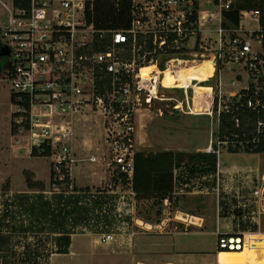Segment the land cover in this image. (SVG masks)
Listing matches in <instances>:
<instances>
[{"label":"built area","instance_id":"2783aa9c","mask_svg":"<svg viewBox=\"0 0 264 264\" xmlns=\"http://www.w3.org/2000/svg\"><path fill=\"white\" fill-rule=\"evenodd\" d=\"M93 1L0 0V9L9 16L8 26L0 27V39L9 53L4 76L11 103L17 108L11 125L18 154L51 158V194L71 190L73 185L65 182L74 169L81 162L98 161L93 155L81 157L74 149L76 124L80 118L95 115L101 121V143L106 150L100 159L115 184L108 192L118 196L120 186L127 185L135 195L131 187L135 155L140 151L139 112L206 116L210 120L208 146L198 153L214 155L216 169L191 177L182 171L186 165L175 168L173 194L213 191L218 198L217 252L253 251L264 260V231L240 228V223L257 225L264 215V173L259 179L252 170L243 173L235 166L224 170L220 164L223 152L264 150V12L241 11L238 25L233 26L224 14L233 10L234 0H132L128 29L99 30L88 19ZM203 3L215 9L206 10ZM204 60H210L214 68L206 82L164 86L170 65ZM149 65L157 69L150 79L141 76L142 68ZM230 65L239 70L231 82L234 89L226 91L220 74ZM210 79H218L217 85L206 87L208 92L196 90ZM240 83L244 87L239 88ZM166 90L178 92L167 95ZM200 105L205 110L196 109ZM236 184L249 190L247 196L241 195ZM232 191L240 213L232 216L238 229L228 231L221 227L227 218L220 212L222 201L227 200L223 192ZM164 204L168 208L169 200ZM197 219L201 226H192L202 228L203 218ZM100 241L111 244L116 236L103 234Z\"/></svg>","mask_w":264,"mask_h":264},{"label":"rangeland","instance_id":"374dc122","mask_svg":"<svg viewBox=\"0 0 264 264\" xmlns=\"http://www.w3.org/2000/svg\"><path fill=\"white\" fill-rule=\"evenodd\" d=\"M234 1L237 3L236 0ZM237 1L239 2L240 0ZM203 4L206 10L215 9L212 4ZM8 24V14L0 9V27L4 30ZM211 37L216 38L217 35L213 34ZM238 70L239 68L237 65H230L222 71L220 77L222 86L224 87L223 90L231 91L234 89V87H231V82L235 75H237ZM4 75L5 73L3 74L2 71L0 74V215L4 212L5 201L14 199V196L17 194L30 193L26 183V172L33 173L34 180L42 181L46 184L48 197L51 195L52 191L51 158L32 159L25 158L18 154V146L15 143V131L11 125L13 119L12 115L17 108L11 103L9 85ZM217 82L218 79H210L209 82L204 83V86L214 87L217 85ZM238 86L242 88L244 84L240 83ZM176 92L178 91L167 90L166 94L170 95ZM162 105V109H165V104ZM138 122L139 125H137V130L140 135H143L141 138L137 137L138 149L142 152L150 153L171 150L175 152L194 153L208 146L210 120L206 116H175L170 113H164L163 115L151 113L146 114L144 119L139 117ZM75 129L78 136L74 149L81 154V157L93 155L98 157V161L96 163L81 162L79 164V171L77 170V173L75 171L74 175L72 174L70 177L71 184L78 188L89 187L94 192L97 190H111L115 184L105 162L100 159L106 152L101 143L103 134L100 119L95 115L83 119L80 118ZM136 135H138V133H136ZM83 139H85L86 144L82 143ZM220 164L224 170L234 166L243 173L252 170L260 179L264 173V153L223 152L220 156ZM84 171H87V173H84ZM182 171H186L191 177H196L204 175L205 170L199 167L185 166V169ZM244 176L245 175L241 176L239 182H242ZM257 176L255 175V178H257ZM251 184L253 185V183ZM255 184H257L256 180ZM4 188L8 190L7 193L3 192ZM236 188L238 190L241 188V195L247 196L249 193L248 189L245 190V188L239 184H236ZM119 191L118 198L115 201H108L107 205L104 207L106 214L109 215L112 221V226L106 228L104 231H100L101 233L98 234L91 233L89 228H79L78 231L72 235V238L73 236L78 237L75 240V246H79L80 244L84 245L86 243L88 245L89 239L86 240L84 238L88 236L94 237L95 241H98L99 244H103L100 241L103 234H115L117 241L118 238H122L123 236L128 237L132 235L134 237L137 233H142L137 239H151L150 244H155L157 246V248H155L156 254L152 255L150 259L154 258V260L164 262L172 260L176 252L180 254L191 252L197 255L196 264H205L207 259L216 264L218 198L213 191L210 190L209 194H181L175 196V201L178 199V204H170L168 208L164 203L161 207L155 205L154 200L138 202L136 196L131 193L127 185H121ZM234 196V191L229 195L225 192L222 194V197H227V200H221L222 209L220 214L222 218L227 219L221 222V226L232 224L231 229L237 230L235 226L238 225V223L236 218H232V216L237 217L236 215L240 212L235 207L238 204V200H236ZM18 209L19 207L17 206L9 207L10 213L17 216L12 218L11 215L7 218L6 229L15 231L17 227L16 229L19 231L18 227L24 221L26 225L28 224V216H21L17 213ZM159 209L161 211L160 216L157 215ZM177 211L183 213H179L177 217H180V219L176 218L175 220V213ZM185 213L190 215L194 214V216L197 217H191ZM181 216L187 217V220L184 221ZM198 217L205 218V226L200 230L192 226L201 225V220L197 219ZM261 217L263 219L264 215ZM177 220L188 224H182ZM163 221H165V224L162 225L163 227L155 228L151 226L161 225ZM157 222H159V224H157ZM261 223L262 226L260 230L264 231V219L263 221L261 220ZM142 225H144V229ZM240 228L244 230L248 228L258 230L259 226L240 223ZM147 231H154L157 233H145ZM14 233L11 243L15 251H22V247L27 245V242L40 243V246H42L41 255L45 254V250L50 251L51 249L49 242L50 237L47 233L39 235L19 232ZM93 247L96 250L101 249L99 248L101 246H97L95 243ZM52 257L53 255L49 259V264H51ZM224 257H226V259ZM71 258L73 259V257L65 256L56 258L54 264H72L73 260ZM39 261L40 264L48 263V259L45 258H41ZM15 263L16 262H14V264ZM217 264H264V260L259 259L253 251H244L243 254H234V256L231 254L229 255V253L223 257L220 256Z\"/></svg>","mask_w":264,"mask_h":264},{"label":"trees","instance_id":"16d2710c","mask_svg":"<svg viewBox=\"0 0 264 264\" xmlns=\"http://www.w3.org/2000/svg\"><path fill=\"white\" fill-rule=\"evenodd\" d=\"M233 10L225 13L224 18L228 23L237 26L239 13L244 10L261 9L264 12V0H236ZM88 19L95 24L99 30H124L131 25L132 0H94L93 8ZM226 26H229L225 24ZM0 50V74L8 68V59ZM164 68V65H160ZM264 150L255 154H262ZM135 169L132 181V191L138 202L154 200V204L161 207L165 200L169 203L178 204L175 201L174 191V169L183 164L188 167H203L204 174L214 172L216 169V157L203 153L187 152H142L135 155ZM27 188L30 193H21L14 199L5 201L4 212L0 215V264H40V259H49L52 255L68 254L72 244V235L79 228H89L91 233L98 234L112 226V221L104 207L108 201H115L118 196L108 191L91 188L74 187L71 190L59 194H51L48 197L46 184L34 180V174L25 173ZM51 183L53 184V174ZM70 185V179L65 182ZM7 193L6 188L3 189ZM19 207L17 213L21 216L27 215L28 224L25 221L18 227L19 231L6 229L7 218L12 215L9 207ZM158 216L161 215L159 209ZM159 224V222H157ZM14 232L24 234L47 233L50 239V251L45 250L42 254V246L37 242H27L18 252L12 247ZM49 244V243H48ZM220 255L228 253L221 250Z\"/></svg>","mask_w":264,"mask_h":264},{"label":"crops","instance_id":"0c3cea01","mask_svg":"<svg viewBox=\"0 0 264 264\" xmlns=\"http://www.w3.org/2000/svg\"><path fill=\"white\" fill-rule=\"evenodd\" d=\"M146 114H151V113L147 110H142L139 112V114L137 116V125H139L138 118L140 117V118L144 119L146 117ZM137 125H136V131H137L136 133H138V135H136V136L138 138L139 137L141 138V137H143V135L139 134V132L137 130ZM141 125H142V122H141ZM82 143L86 144L85 139L82 140ZM162 151H171V150H162ZM162 151H159V152H162ZM199 151L200 150H197L196 152H199ZM196 152H194V153H196ZM154 153H156V152H154ZM187 153H191V152H187ZM79 167L80 166L76 167L74 169V172L76 171V173H77L79 171ZM84 173H87V171H84ZM207 174H209V173H207ZM76 177H77V175H76ZM76 177H75V180H76ZM77 183H78V179H77ZM186 215H189L191 217L194 216V214H191V215L186 214ZM194 217H197V216H194ZM263 219H264V217H263ZM263 219L261 217L260 220L258 221V224L256 225V226H259L258 229H260V227L262 226L261 220L263 221ZM203 220L204 221H203V227L202 228H204V226H205V218L204 217H203ZM222 221H223V219H222ZM196 226H198V225H196ZM235 227H236V229H238L237 225ZM196 228L198 230L202 229L199 227H196ZM222 228L223 229L227 228L228 231L234 230V229L233 230L231 229L232 224L224 225ZM145 233H157V232L147 231ZM175 233H178V232H175ZM175 233H173V234H175ZM141 234L142 233H137L136 235H134V237L131 235L132 238H131V236H128V237L123 236L122 238H118L116 242L111 243V244H99L98 241L94 240V237L88 236V237H84V238L86 240L89 239L88 240L89 244L88 245H87V243L84 245L80 244L79 246H75V240L78 237L73 236L72 244L70 247V252L68 254L53 255V257L51 258V264H54V261L56 258H61L63 256L73 257V259L71 258L73 260L72 264H196V256L197 255H196V253H191V252L185 253V254L184 253L180 254V253L174 252L175 257L172 260H168V261H164V262H162L160 260H154V258L150 259V257H152V255L156 254L155 248H157V246L155 244H150L151 239H147V238L137 239L139 236H141ZM93 242L97 246L100 245L101 247H99V248H101V249L96 250L93 247V245H94ZM228 253H229V255L231 254L234 256V254H243L244 252H228ZM213 256L215 257V254ZM220 256H221L220 252L219 253L217 252L216 264H217L218 259H220ZM221 257H223V256H221ZM224 258L226 259V257H224ZM205 264H214V263H213V261L210 262L209 259H207L205 261Z\"/></svg>","mask_w":264,"mask_h":264},{"label":"bare ground","instance_id":"6f19581e","mask_svg":"<svg viewBox=\"0 0 264 264\" xmlns=\"http://www.w3.org/2000/svg\"><path fill=\"white\" fill-rule=\"evenodd\" d=\"M156 70L157 69L155 66H152V65L145 66L141 70V76L150 79V77H152L154 73L155 74L157 73ZM213 73H214V68L210 60H204L201 62H193V63H189V64H186L180 67H175L174 65H170L169 68L165 72V78H164L163 83L166 88H170L179 82L180 84H184L188 82L189 80H197L200 82H206L209 77L213 76ZM196 90L201 91V92H204V91L208 92L207 91L208 89L204 85H197ZM202 95L203 94L201 93V96ZM196 109H200L203 111L205 110V106L200 105L199 108L198 106H196ZM179 213H182V212H178L177 216ZM177 216L176 218L180 219V217H177ZM182 219L186 221L187 217H182ZM164 222L165 221H163L161 225H158V226L157 225H151V226L155 228L163 227L162 225L165 224ZM142 227L145 228L144 225H142Z\"/></svg>","mask_w":264,"mask_h":264},{"label":"water","instance_id":"95a60500","mask_svg":"<svg viewBox=\"0 0 264 264\" xmlns=\"http://www.w3.org/2000/svg\"><path fill=\"white\" fill-rule=\"evenodd\" d=\"M4 51H6V49L3 47V48L1 49V54H4V55H6V56H9V53H8V52H4Z\"/></svg>","mask_w":264,"mask_h":264},{"label":"flooded vegetation","instance_id":"af4514ba","mask_svg":"<svg viewBox=\"0 0 264 264\" xmlns=\"http://www.w3.org/2000/svg\"><path fill=\"white\" fill-rule=\"evenodd\" d=\"M3 48V44H2V42H1V40H0V50ZM4 52H7V51H4ZM5 57H7L6 59H8V56H6L5 55Z\"/></svg>","mask_w":264,"mask_h":264}]
</instances>
